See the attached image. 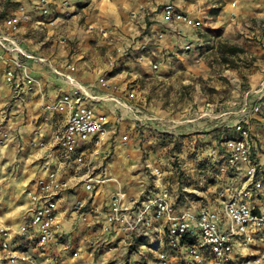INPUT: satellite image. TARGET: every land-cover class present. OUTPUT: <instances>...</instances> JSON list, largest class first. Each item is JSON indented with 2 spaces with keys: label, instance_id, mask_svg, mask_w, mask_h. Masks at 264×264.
I'll list each match as a JSON object with an SVG mask.
<instances>
[{
  "label": "crops",
  "instance_id": "obj_1",
  "mask_svg": "<svg viewBox=\"0 0 264 264\" xmlns=\"http://www.w3.org/2000/svg\"><path fill=\"white\" fill-rule=\"evenodd\" d=\"M167 8L193 22L167 20ZM44 9L51 16L43 15ZM10 17L21 20L14 32L5 27ZM234 23L240 35L235 39ZM219 27L224 29L223 36L237 44L219 39V54H239V59L247 61L246 68L233 66L222 80L215 79L210 63L216 55L210 40L220 38H214ZM12 40L24 53L21 60L33 81L30 85L20 80L7 83L5 71L12 65L0 63V227L17 231L25 223L30 206L27 193L34 192L50 173L66 184L57 208L62 229L43 249L28 241L33 264H160L148 245L155 241L167 250L162 222H153L145 242L113 225L110 232L104 230L116 197L129 205L143 193L154 197L158 192L150 172L154 167L165 170V158L147 146L152 140L147 126L157 127V121L146 120L147 115L174 122L178 133L188 132L185 140L190 145L206 127L203 142H209V148L219 145L223 154L219 140L223 133L218 134L217 127L241 121L250 133L251 158L264 185V118L251 112L253 105H264V0H0V54L6 58L11 55L6 43ZM224 44L231 47L221 50ZM153 64L158 65L156 71ZM101 77L106 78V86L99 84ZM200 80L204 81L201 85ZM194 86L193 100L178 105L181 109L171 115L174 109L163 106L166 98L161 93L175 87L178 98L185 100L184 88L189 91ZM205 86L217 93L210 95ZM76 88L88 94L85 105L107 116L108 135L100 148L96 138H91L68 153L55 141L66 115L46 106ZM132 90L137 96L127 98ZM158 92L160 97L154 99ZM134 108H142L139 117L146 127L137 121ZM202 112L213 116L199 121ZM231 135L236 136L234 130L227 137ZM79 155L92 161L95 177L108 181L87 190ZM231 171L229 186L236 194L244 182L243 173L235 177ZM169 175L173 173L164 171L160 183L170 189L176 212L204 207V198L193 205L185 203L181 197L192 189L183 184L174 188L178 174ZM263 201L264 189L250 201L255 213ZM169 256L171 264H182V256Z\"/></svg>",
  "mask_w": 264,
  "mask_h": 264
},
{
  "label": "built area",
  "instance_id": "obj_2",
  "mask_svg": "<svg viewBox=\"0 0 264 264\" xmlns=\"http://www.w3.org/2000/svg\"><path fill=\"white\" fill-rule=\"evenodd\" d=\"M42 13L51 16L48 9L42 10ZM165 18L179 23L193 22L187 15L172 8L165 10ZM20 21L18 17H10L5 21V27L14 32ZM49 24L52 25L53 20ZM6 44L5 50L11 54L10 57L0 54V63L10 62L12 65L5 71L6 82L20 80L27 85L32 84L33 80L21 60L24 53L13 40ZM68 69L73 71L74 67L68 65ZM152 69L156 71L158 65L153 64ZM106 83V78L99 79L100 85L106 86ZM87 97L84 90L76 88L61 95L54 104L46 106L48 110L66 115L64 128L55 135V141L68 153L75 152L91 138H96L95 145L100 148L108 135L107 116L85 105L83 101ZM129 97H134L133 91ZM121 105L126 106V103L121 102ZM134 110L138 114L137 121L142 122L144 118L139 117L143 115L142 110ZM251 112L264 118V105H254ZM233 127L236 136L227 137L223 147L227 165L230 170H234L235 177L240 175L239 172L243 173L244 182L235 195L226 196L220 192L216 208L203 205L200 209L178 213L170 189L160 183L163 171L160 167H154L150 174L159 186L156 195L149 197L143 193L129 205L116 197L110 204L104 230L110 232L109 226L113 225L122 228L128 236H135L145 242L153 222H162L167 250L161 249L155 241L148 245L151 251L156 252L160 264H171L170 253L182 256V264H264V252L261 250L264 245V201L258 213L250 204L253 198L259 197L264 185L259 177L260 169L251 158L249 131L241 121ZM84 157L79 155L77 162L85 169L82 175L85 188L90 190L94 184L108 181L103 177H95L92 161ZM65 186L55 173H50L34 192L27 193L30 206L25 223L17 231L0 227V264H33L28 241H34L36 248L43 249L61 231L57 208ZM192 192L204 198L202 192ZM13 238L17 242H12ZM122 243L124 245L126 241ZM76 256L77 253H73V257Z\"/></svg>",
  "mask_w": 264,
  "mask_h": 264
},
{
  "label": "rangeland",
  "instance_id": "obj_3",
  "mask_svg": "<svg viewBox=\"0 0 264 264\" xmlns=\"http://www.w3.org/2000/svg\"><path fill=\"white\" fill-rule=\"evenodd\" d=\"M233 25H234L233 35L235 34L233 36V39H235V37L239 38L240 35L236 33L237 23H234ZM219 29H220L219 34H216L214 38L217 36H220V38L216 40L215 39L210 40V42H214V43H210L211 44L210 46H212V48L214 47L216 48V52H215L216 55H214V57L212 56V59H210V63H213V67L215 68V72H216L215 79L222 80L224 79L223 74H226V71L232 68L233 66L240 67L241 69L246 68L247 61L245 59H239L238 58L239 54L234 56L224 55V57H222L221 54H219V50H220V47L218 45L219 42L221 40L225 41L226 39H228L225 36H223L224 29L221 27H219ZM245 40L252 42L250 38L249 39L247 38ZM226 41L232 44V46L237 45L236 43H233L229 39ZM229 46L231 47V45L229 44L226 45L224 44L221 47V50H225ZM191 82H193L194 84V79H191ZM202 83H204V81L200 80L199 85H201ZM154 85L155 87L159 86V82H155ZM189 86H191V84ZM228 86H230V84H228ZM205 88H208L207 91L210 93V95L213 93H217L213 88H209L206 86ZM193 89L197 90L196 86H194V88L192 87L189 91L185 90L184 88V92L186 95L185 100L184 99L180 100L178 98L176 91H174L175 87L170 88L168 91H165V93L162 92L160 96L166 98V101L165 102L163 101V106L166 105L169 107V109L172 108L174 109L171 115L174 112H178L179 109H181V106L179 107L178 105H182L183 102H187V101L189 102L193 100L191 97L192 94H190L191 91H194ZM154 94H156L153 96L154 99H158L160 97L159 92ZM134 96L136 97L137 94L135 95L134 93ZM127 98H130L129 95L127 96ZM169 98H171L170 103L172 105L169 104L170 101ZM139 109L142 110V108ZM202 113L203 114L198 116L199 121H204L207 118H211L213 116V113H208V112H202ZM147 117L148 118L146 120L148 121L150 119L157 121L156 122L157 127L155 128L152 126L150 127V125H148L147 123L145 124L142 122L143 125L141 127H146L148 125L147 131L150 133L149 137L152 139L151 143L147 144V146H150L154 152L159 151L161 158L162 157L165 158V163H162L163 165L162 167L165 169L163 170V174L164 171L166 172L171 171L174 177L176 176V173L178 174L179 177L177 180L178 183L176 184V181L174 179L175 181L173 184L174 188L178 187L180 189L183 184L186 187H189L187 189L197 190L202 193L207 192L206 194L203 195L204 196L203 204L206 206H217L218 195L220 192H225L226 195H231V196L235 194V191L234 190L232 191V189L229 186L230 185L229 181L233 180V174L229 166L227 165L224 154L221 152L222 150L220 151L217 149L219 145H216L215 147L210 146L209 148V142H203L202 140L201 135H205L208 133L207 131H204L206 127L200 129V131L196 133V135H199L197 136V141L194 144L190 145V143L185 140L186 138L189 139V137H187L188 132L183 134L178 133L177 128L172 127L174 122H172L171 120H167V119L159 120L155 116H149V115H147ZM228 126L217 127L218 128L217 130H219L218 134L223 133L221 135V138L219 139L221 142L222 141L224 142L227 136L230 135L234 130L233 126L232 127L231 125ZM198 137L200 138L199 141H198L199 139ZM213 150L217 151L216 155L213 154ZM179 174H181L180 175L181 177L179 176ZM173 175H169V176H173ZM192 190L189 193L183 191L184 193L187 194L181 197V199L184 198L183 200H185V203L191 205H193V203H197L199 200L202 199L201 196H197L195 193L192 192ZM175 193L176 190L175 192L173 191V195ZM180 196L181 195L175 197V200H178Z\"/></svg>",
  "mask_w": 264,
  "mask_h": 264
}]
</instances>
